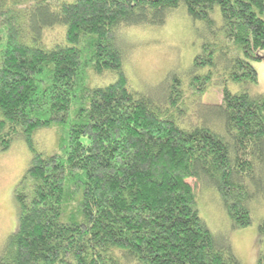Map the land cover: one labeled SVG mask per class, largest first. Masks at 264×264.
<instances>
[{
  "label": "trees",
  "instance_id": "trees-1",
  "mask_svg": "<svg viewBox=\"0 0 264 264\" xmlns=\"http://www.w3.org/2000/svg\"><path fill=\"white\" fill-rule=\"evenodd\" d=\"M216 6L223 44L208 61L222 57L224 81L244 90L221 84V101L204 103L207 77L189 82L192 99L173 76L163 105L130 86L118 28L163 25L181 8L212 22ZM58 25L52 45L44 31ZM261 51L264 0H0V149L24 135L34 151L0 264H241L188 180L217 190L234 229L252 224L264 192V94L250 93ZM90 73L116 79L93 86ZM188 99L204 106L200 123L180 118ZM48 126L61 135L43 154L32 135Z\"/></svg>",
  "mask_w": 264,
  "mask_h": 264
},
{
  "label": "rangeland",
  "instance_id": "rangeland-1",
  "mask_svg": "<svg viewBox=\"0 0 264 264\" xmlns=\"http://www.w3.org/2000/svg\"><path fill=\"white\" fill-rule=\"evenodd\" d=\"M215 10L211 14L212 22L194 20L181 8L170 14L163 25L118 28L117 43L124 54V69L130 86L163 105L169 98L170 80L173 76L182 80L180 87L183 88L185 97L190 94L189 82L193 78L203 80V77H207L206 81L210 82L202 98L204 103L221 101L222 94L217 89L221 84H226L233 90H244V84L224 81L227 67L222 57H217L213 64L208 61L212 48L221 47L223 44V19L218 6ZM64 31L59 25L46 28L44 40L52 45L61 43ZM199 54L205 55L207 60L196 65L195 58ZM260 55L263 56L262 60L252 62L259 75L258 83L250 87L252 95L264 94V51ZM115 79L113 73H90L93 86L106 85ZM215 80L222 83H216ZM165 88L168 90L166 94ZM189 97L195 98L192 95ZM187 101L189 109L180 118L188 123L199 122L206 112L204 106L200 105L196 107L198 111H194L192 107H195V102L190 103L189 99ZM60 135L61 129L58 127L40 128L32 135L33 148L43 154L55 153L58 151ZM33 155L34 151L24 135L15 138L7 150L0 149V257L6 253L9 236L18 225V205L14 189L31 164ZM188 182L198 196L200 215L214 235L231 243L241 264H260V258H264V233L261 231V226L264 225V192L251 202L252 224L234 229L217 190L202 185L194 178H190Z\"/></svg>",
  "mask_w": 264,
  "mask_h": 264
}]
</instances>
